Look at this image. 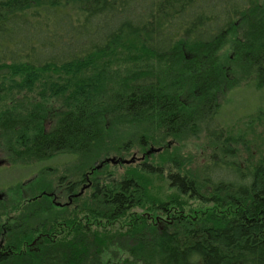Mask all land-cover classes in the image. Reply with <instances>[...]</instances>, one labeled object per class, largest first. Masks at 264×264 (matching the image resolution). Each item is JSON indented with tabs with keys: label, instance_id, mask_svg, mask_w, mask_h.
Instances as JSON below:
<instances>
[{
	"label": "trees",
	"instance_id": "16d2710c",
	"mask_svg": "<svg viewBox=\"0 0 264 264\" xmlns=\"http://www.w3.org/2000/svg\"><path fill=\"white\" fill-rule=\"evenodd\" d=\"M260 1L0 0V154L15 168L45 165L0 198V264H103L110 248L138 264H264V152L245 164L238 152H223L197 177L174 156L121 178L98 174L91 198L69 207L31 191L62 155L96 163L101 151L132 149L136 139L109 142L113 122L125 140L136 133L140 148L186 139L204 123L215 141L242 140L214 123L218 108L210 121L202 117L224 83L211 85L205 69L237 28L253 20L264 34L254 21ZM257 51L250 59L264 93V47ZM152 55L178 67L177 90L148 68L129 81L116 70ZM181 56L184 65L174 61ZM157 175L166 190L152 187Z\"/></svg>",
	"mask_w": 264,
	"mask_h": 264
},
{
	"label": "rangeland",
	"instance_id": "374dc122",
	"mask_svg": "<svg viewBox=\"0 0 264 264\" xmlns=\"http://www.w3.org/2000/svg\"><path fill=\"white\" fill-rule=\"evenodd\" d=\"M259 5L261 6V9L259 11L260 17L255 19L256 16H258V12H256L255 15H253V19H255L254 21H256L255 24H257V22L264 24V0H261L259 2ZM252 21L248 25H244V28L242 26H239L240 28H237V32L231 35L229 34L226 41L220 46V48L211 51L210 54L212 55L209 56V61L214 63V65L212 64L213 67L210 69V71V67H208L207 70L205 69V73L208 74V78L210 75L209 79L213 80L211 82V85L220 83L222 81L221 77H224V83L218 86L217 96L215 97L214 102L211 104L212 106L208 105L204 108L203 111L207 110V112H204L202 117L210 121L214 117L215 111L218 108L219 114L217 116V120H215L214 123L216 124L217 122H220L219 125L224 128L225 134L227 135H236L237 133L243 134L242 140H239L238 143H226L225 140L215 141L208 134V131L205 128V123H200V128L196 130L197 133L195 135L187 137L186 139L175 140L169 137L165 142H163L162 145L152 143L148 144L146 148H140L138 146L140 141L138 139V136L135 135L136 133H132L134 135H130L128 133V139L125 140V137L123 136L124 134L120 135L118 133L120 129H118V127L113 122L111 130L113 132L111 133L112 137H110L109 142L113 143L115 139L117 141V143H115L114 141L115 144L123 145L125 141H135L136 139L135 146H133L132 144L133 148L130 150L132 151L130 153L131 155L133 153H136L137 156L140 157L143 154H147L146 162L153 163L156 166H158V164L160 163L159 160L166 159V156H174L180 158L181 162L184 164V167L195 174L196 177L198 176L199 170L204 163L209 161L213 156L219 157L220 154L223 155V152H238L241 156L238 158L241 164H245L247 163V161L251 162L249 160L250 154L255 155L260 152H264V143L260 141V136L264 134V121L258 120V122L256 123L252 121V119L258 117L259 112L264 111V93H262L261 87H258V84H256V67L250 59L252 53H255L259 47H264V34H256V27L253 25ZM259 52L257 51L256 53ZM188 57L191 58L193 56L189 53L188 55H186V58ZM174 61H176V63H179V61H184V65L185 57L183 58L181 56L179 59L176 57L174 58ZM170 64V57H158L156 55H152V57L148 59H142L138 61H136L135 59H131L130 62L125 63L120 67H116V70L119 69V71H121L120 75L124 78L123 80L129 81V78L137 76L138 70L148 68V70L152 72V76L154 78L157 77V80L161 79L162 81V78L164 77L167 83L175 85L174 89L177 90L178 86H181V80L179 74H176L174 70H177L178 67H175V69H171ZM118 84L125 83L124 81L117 82L115 84V87H117ZM30 94H33V92ZM19 96L20 95L13 96V102L15 100L17 101L18 99H22V97ZM186 98L187 97H185V99ZM18 106L20 105L18 104ZM113 119L116 120V117H113ZM206 124H208V122ZM155 135H160V132L156 133ZM105 143L106 142H104V144ZM9 146H11V144H9ZM167 146H170L169 151L166 152L168 154H165V157H161ZM128 148H130V146ZM151 148L160 150L154 151L152 152V154H149L148 152ZM101 152L103 155L100 156L96 163H98L106 156H116V154H118L114 151H111L109 153H104L103 151ZM0 155L2 156V158L7 159V163L0 166V194L3 195L8 194V191L10 190V187H13V184H17V182H21L22 184V182L34 178V176L37 175L36 171L39 168L45 166L33 164L30 165L31 167L29 168L28 166L15 168V166L21 165H12L5 155ZM71 157V155H62L56 161L50 164L49 166L52 167V170L42 179H38L36 181L37 186H34L31 191L36 189L37 192H40L43 187H53L57 184V182L62 180V177H64L65 179H76L78 175L77 173L81 165H84V163H88L92 166L96 165L92 158L90 162H88L86 159V162H84V160H82L81 158H77L78 160L70 161ZM228 158L231 159L232 157L230 156ZM236 158L237 157H234L233 159L235 160ZM138 166V164L131 166L110 164L99 174H101L102 177L105 176L103 174H111L113 176H116L117 178H121V176L123 177L124 175L129 174L132 168ZM138 168H141V166H139ZM101 175L96 178H101ZM32 186L31 184L28 185V183H26L24 189L30 190ZM160 186H163L166 190L167 181H164L163 177L161 176H153L152 187L158 189V187ZM87 198H89V196H87ZM55 199L56 198L53 199V202H55ZM179 199L186 201V199H183L181 197ZM58 201L65 202L67 201V199L61 198ZM134 212L136 214L144 213L140 208L136 209ZM164 215L165 214H158L154 216H161L164 218L166 216ZM161 220L163 219L161 218ZM102 259L103 264H138L136 260L134 261L130 258L126 259L125 253L122 250L111 248L102 256Z\"/></svg>",
	"mask_w": 264,
	"mask_h": 264
},
{
	"label": "flooded vegetation",
	"instance_id": "af4514ba",
	"mask_svg": "<svg viewBox=\"0 0 264 264\" xmlns=\"http://www.w3.org/2000/svg\"><path fill=\"white\" fill-rule=\"evenodd\" d=\"M152 149V148H151ZM150 149V150H151ZM131 149H128L127 151L122 150L121 153L116 154V156H106L103 159H101L98 163H96L95 166L92 165H88V167L84 168L83 170L81 169L82 167H80L79 171H78V175L76 179H65L64 177H62V180L57 182L56 185H54L51 189H46V190H41L43 191L42 194L39 196H47L49 197L52 202L53 199H55V202H53V204L56 205V202H60L62 205L61 206H57V207H69V206H73V202L75 199L78 198H82V197H91L92 190L94 188L95 185V180L97 179L96 176L102 171L104 170L106 167H108L110 164H113L111 161L106 162V160L108 158H115V159H120V162H118L117 164H113V165H120V166H124V165H135L138 164L139 166H142L143 164H146V157L147 154H143L142 156L138 157L136 153H133L132 155L130 154L132 151H130ZM152 154V153H149ZM148 154V155H149ZM118 155V156H117ZM145 156V157H144ZM1 159H0V166L4 165L5 163H7V159L2 158V156L0 155ZM130 157V158H127ZM135 158V162L133 163H122V160H128V159H132ZM98 166H100L99 168H97ZM52 170V167L50 168L49 171ZM28 181H31L28 180ZM79 194V195H78ZM78 195V196H76ZM4 195L0 194V198H2ZM61 198H66L67 201L65 202H61L58 201ZM70 199L72 200L70 202ZM1 248H3V246H0V250Z\"/></svg>",
	"mask_w": 264,
	"mask_h": 264
},
{
	"label": "water",
	"instance_id": "95a60500",
	"mask_svg": "<svg viewBox=\"0 0 264 264\" xmlns=\"http://www.w3.org/2000/svg\"><path fill=\"white\" fill-rule=\"evenodd\" d=\"M160 149H154V148H152L148 153H152V152H154V151H159ZM109 161H111L113 164H117L118 162H120V159H115V158H108L107 160H106V162H109ZM133 162H135V158H132V159H128V160H122V163H133ZM100 166H98L97 168H99ZM79 195V194H78ZM78 195H76V196H78ZM72 200L70 199V202H71ZM56 205L57 206H61L62 204L60 203V202H56Z\"/></svg>",
	"mask_w": 264,
	"mask_h": 264
}]
</instances>
